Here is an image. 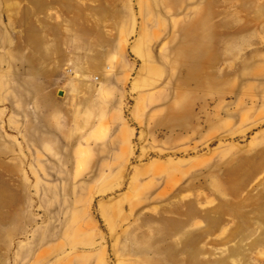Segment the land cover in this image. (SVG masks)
<instances>
[{
	"label": "rangeland",
	"instance_id": "obj_1",
	"mask_svg": "<svg viewBox=\"0 0 264 264\" xmlns=\"http://www.w3.org/2000/svg\"><path fill=\"white\" fill-rule=\"evenodd\" d=\"M28 2L0 0V264H264V0H83L127 50L60 116L8 73Z\"/></svg>",
	"mask_w": 264,
	"mask_h": 264
},
{
	"label": "crops",
	"instance_id": "obj_2",
	"mask_svg": "<svg viewBox=\"0 0 264 264\" xmlns=\"http://www.w3.org/2000/svg\"><path fill=\"white\" fill-rule=\"evenodd\" d=\"M54 4L60 19L42 17L41 0H29L18 9V46L8 50V73L19 89L43 102L44 111L60 116L68 114L72 104L87 101L89 88L82 78L86 71L127 49L115 48L113 38L105 39L98 23H90L83 0Z\"/></svg>",
	"mask_w": 264,
	"mask_h": 264
},
{
	"label": "bare ground",
	"instance_id": "obj_3",
	"mask_svg": "<svg viewBox=\"0 0 264 264\" xmlns=\"http://www.w3.org/2000/svg\"><path fill=\"white\" fill-rule=\"evenodd\" d=\"M202 25L205 26L204 20L202 21ZM193 39L196 41V44H192L186 48H177V57L179 58V68L185 77L184 84H193L199 87L205 85L204 77L207 74V66L211 53L210 48H203L206 45V39L200 27L195 31ZM174 112L173 108L169 109V114H173Z\"/></svg>",
	"mask_w": 264,
	"mask_h": 264
},
{
	"label": "built area",
	"instance_id": "obj_4",
	"mask_svg": "<svg viewBox=\"0 0 264 264\" xmlns=\"http://www.w3.org/2000/svg\"><path fill=\"white\" fill-rule=\"evenodd\" d=\"M94 79L96 80L97 78L95 77Z\"/></svg>",
	"mask_w": 264,
	"mask_h": 264
}]
</instances>
